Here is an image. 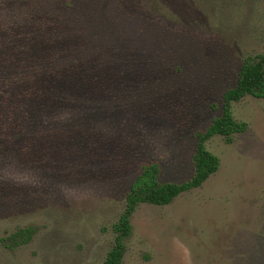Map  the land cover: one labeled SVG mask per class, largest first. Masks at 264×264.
Here are the masks:
<instances>
[{
  "label": "rangeland",
  "instance_id": "374dc122",
  "mask_svg": "<svg viewBox=\"0 0 264 264\" xmlns=\"http://www.w3.org/2000/svg\"><path fill=\"white\" fill-rule=\"evenodd\" d=\"M66 1L0 0V264H102L141 167L189 179L196 132L264 52V0H72L92 28ZM231 111L247 129L205 141L199 187L137 205L120 264H264V98Z\"/></svg>",
  "mask_w": 264,
  "mask_h": 264
},
{
  "label": "trees",
  "instance_id": "16d2710c",
  "mask_svg": "<svg viewBox=\"0 0 264 264\" xmlns=\"http://www.w3.org/2000/svg\"><path fill=\"white\" fill-rule=\"evenodd\" d=\"M71 1L72 0L66 1L67 7H65V9H68L67 12L64 10L60 11L64 16L71 14L73 17L75 16V18L79 20L80 28L82 25H86V27L89 28V24H92V28L97 21H100L101 17L100 19L96 18V13L92 10L90 11L89 8L88 12L83 15L76 13L75 11L77 8L82 5H77L76 10L71 12ZM28 4L30 8L27 9V12H21L22 14H26L28 18H32L36 10L31 3ZM13 8L14 7H12V9ZM13 14V11L10 12V14L4 19V21L8 23V27L15 22L13 20L19 21L22 18L18 13L14 16ZM46 21L50 26L49 28H55L53 27V21ZM45 26L46 25H44V27ZM83 43L85 42L83 41ZM13 85L14 84H12V86ZM246 95L264 98V52L256 53L243 59L235 84L232 87L227 88L222 94V108L220 115L214 117L204 131L196 132L195 135L197 141L195 151L192 155L194 169L189 179L181 183L161 182L159 181V167L156 163L144 164L141 167L140 173L132 181L126 194L124 210L119 215L117 221L112 225V229L115 233L114 242L107 251L102 264L121 263L125 252V240L131 233L130 217L137 205L140 203H150L155 205L169 204L181 193L199 187L217 170L219 159L206 148L205 141L214 135H221L225 138L226 142H231L234 134L244 132L247 129V123L235 120L231 111V103L239 101ZM31 234V228H21L10 234L7 239L11 241L6 242L5 239L2 241L7 246L12 247V245H16L19 242H27L31 237Z\"/></svg>",
  "mask_w": 264,
  "mask_h": 264
}]
</instances>
